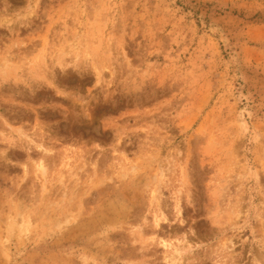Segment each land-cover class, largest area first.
Masks as SVG:
<instances>
[{"label":"rangeland","instance_id":"rangeland-1","mask_svg":"<svg viewBox=\"0 0 264 264\" xmlns=\"http://www.w3.org/2000/svg\"><path fill=\"white\" fill-rule=\"evenodd\" d=\"M0 264H264V0H0Z\"/></svg>","mask_w":264,"mask_h":264}]
</instances>
